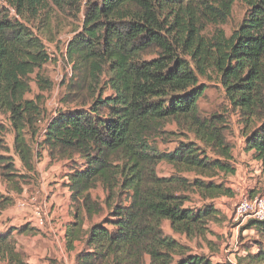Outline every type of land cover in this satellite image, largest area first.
Wrapping results in <instances>:
<instances>
[{
    "label": "trees",
    "instance_id": "1",
    "mask_svg": "<svg viewBox=\"0 0 264 264\" xmlns=\"http://www.w3.org/2000/svg\"><path fill=\"white\" fill-rule=\"evenodd\" d=\"M49 1L79 9L82 0H0V114L24 168L34 169L27 135L40 134L37 144L66 162L76 210L65 239L70 249L81 243L73 264H214L163 221L187 239L205 237L219 213L214 200L235 193L225 178L236 170L225 117L199 108L202 79L223 88L243 149L264 172V0H85L65 51L71 76L61 101L69 107L45 117L50 55L31 23L49 15ZM237 1L245 13L227 34ZM31 83L38 93L29 98ZM160 162L169 175L158 174ZM9 200L0 194V208ZM246 228L264 233V220ZM252 257L264 262V246ZM0 259L32 264L6 234Z\"/></svg>",
    "mask_w": 264,
    "mask_h": 264
},
{
    "label": "rangeland",
    "instance_id": "2",
    "mask_svg": "<svg viewBox=\"0 0 264 264\" xmlns=\"http://www.w3.org/2000/svg\"><path fill=\"white\" fill-rule=\"evenodd\" d=\"M84 2L79 9L64 4L63 8L49 1V15L40 14L31 24L42 39L50 60L44 70L53 81L50 90L43 92L45 117L52 116L57 109L69 107L61 101L67 91L71 76L70 63L65 57L66 45L74 30L81 26ZM246 7L239 1L234 4L232 16L222 25L227 34L234 29L244 16ZM13 11H11L12 13ZM208 27L205 34H210ZM207 85L198 105L204 114L222 113L225 117L227 139L232 144L234 174L226 175L227 184L234 189L233 197H220L214 200L219 209L215 220L209 222V232L202 238L187 239L172 232L168 221H163V229L181 243L188 245L192 252L206 255L214 264H264L255 260L258 247L264 246V233L254 228H246L249 216H236L234 209L242 198L256 195L264 196V172L250 152L243 149V126L239 114L233 110L224 97L223 88L217 81L201 80ZM32 92L38 93L35 83H31ZM71 106V105H70ZM46 118L38 121L42 129ZM168 128H174L169 125ZM14 130L5 115L0 114V194L9 198V203L0 208V234H6L15 248L32 264H73L74 255L81 248L75 242L74 249L66 244L61 233L66 219H72L76 203L66 186L68 171L64 160H52L46 147H40L37 141L40 134L26 136L33 152V171L24 168L13 149ZM160 149H171L174 144H159ZM8 165H13L12 168ZM159 175H169L172 168L165 162L157 165ZM100 199L104 194L100 188L92 191ZM192 206L201 205L192 195ZM38 212V213H37ZM0 264H10L0 259Z\"/></svg>",
    "mask_w": 264,
    "mask_h": 264
},
{
    "label": "built area",
    "instance_id": "3",
    "mask_svg": "<svg viewBox=\"0 0 264 264\" xmlns=\"http://www.w3.org/2000/svg\"><path fill=\"white\" fill-rule=\"evenodd\" d=\"M234 213L236 216H249L256 220H264V196L256 195L240 199L235 206Z\"/></svg>",
    "mask_w": 264,
    "mask_h": 264
},
{
    "label": "crops",
    "instance_id": "4",
    "mask_svg": "<svg viewBox=\"0 0 264 264\" xmlns=\"http://www.w3.org/2000/svg\"><path fill=\"white\" fill-rule=\"evenodd\" d=\"M70 221V218H67L66 219V224ZM65 229H66V226L63 228V231H61L62 234L65 235Z\"/></svg>",
    "mask_w": 264,
    "mask_h": 264
}]
</instances>
